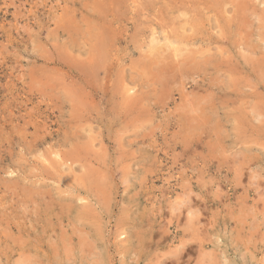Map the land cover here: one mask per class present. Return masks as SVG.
Listing matches in <instances>:
<instances>
[{
    "label": "rangeland",
    "instance_id": "374dc122",
    "mask_svg": "<svg viewBox=\"0 0 264 264\" xmlns=\"http://www.w3.org/2000/svg\"><path fill=\"white\" fill-rule=\"evenodd\" d=\"M145 1L0 0V264H264V0Z\"/></svg>",
    "mask_w": 264,
    "mask_h": 264
},
{
    "label": "bare ground",
    "instance_id": "6f19581e",
    "mask_svg": "<svg viewBox=\"0 0 264 264\" xmlns=\"http://www.w3.org/2000/svg\"><path fill=\"white\" fill-rule=\"evenodd\" d=\"M146 1H148V0H146ZM145 1V2H146ZM175 1H177V0H175ZM181 1V0H180ZM167 2L169 3L170 2V0L168 1L167 0ZM171 2L172 3H174V1H172L171 0ZM171 2H170V4H171ZM179 2V1H178ZM186 2H189L188 0L186 1ZM209 2V1H208ZM217 2V1H216ZM139 3V2H138ZM176 3V2H175ZM191 3V2H190ZM205 3H207V2H204V4ZM210 3V2H209ZM141 4V3H140ZM179 4V3H178ZM177 4V5H178ZM116 5V4H115ZM146 5V4H145ZM173 5H175V4H173ZM183 5V4H182ZM191 5V4H190ZM220 5V4H219ZM178 6H180V5H178ZM186 6V5H185ZM189 6V5H188ZM188 6H186L185 8H187ZM192 6V5H191ZM118 7V6H117ZM122 7V6H121ZM150 8V7H149ZM171 8H172V6H171ZM116 9V8H115ZM128 9V8H127ZM145 9V8H144ZM106 10V9H105ZM116 10H118V9H116ZM120 10H122V9H120ZM119 10V11H120ZM130 10V9H129ZM142 11V10H141ZM146 11V10H145ZM106 12V11H105ZM125 13V12H124ZM106 14V13H105ZM119 14V13H118ZM112 16V15H111ZM114 17V16H113ZM106 18H107V16H106ZM132 18V17H131ZM98 19V18H97ZM132 19H134V18H132ZM132 19H130L131 21H132ZM129 20V19H128ZM96 21V20H95ZM152 21V20H151ZM67 22V21H66ZM107 22V21H106ZM100 23V22H99ZM103 24V23H102ZM150 24V23H149ZM160 24V23H159ZM153 25H154V23H153ZM157 25H158V23H157ZM156 25V26H157ZM124 26V25H123ZM151 26V25H150ZM159 26V25H158ZM73 27V26H72ZM161 27H162V25H161ZM122 28V27H121ZM160 28V27H159ZM96 31V30H95ZM88 32V31H87ZM91 32V31H90ZM127 32V31H126ZM74 33V32H73ZM94 33V32H93ZM115 33V32H114ZM107 34V33H106ZM126 36H127V34H125ZM177 35V34H176ZM86 36V35H85ZM103 36V35H102ZM107 36V35H106ZM115 36V35H114ZM76 37V36H75ZM105 37V36H104ZM110 37V36H109ZM121 37V36H120ZM172 37V36H171ZM181 37V36H180ZM93 39V38H92ZM105 39V38H104ZM108 39V38H107ZM188 39V38H187ZM110 40V39H109ZM191 40V39H190ZM115 41V40H114ZM95 42V41H94ZM121 42V41H120ZM107 43V42H106ZM74 44V43H73ZM143 45V44H142ZM96 46V45H95ZM99 46V45H98ZM97 47V46H96ZM100 47V46H99ZM140 47V46H139ZM142 47V46H141ZM148 47V46H147ZM113 48V47H112ZM145 48V47H144ZM73 49V48H72ZM94 49V48H93ZM108 49V48H107ZM139 49V48H138ZM157 50H158V47H157ZM92 51V50H91ZM111 51V50H110ZM113 51V50H112ZM111 51V52H112ZM146 51V50H145ZM145 51H144V53H145ZM114 52V51H113ZM100 53V52H99ZM143 53V54H144ZM147 53V52H146ZM72 54V53H71ZM111 54V53H110ZM150 54V53H149ZM156 54V53H155ZM180 54V53H179ZM99 55V54H98ZM105 55V54H104ZM107 55V54H106ZM109 55V54H108ZM100 56V55H99ZM164 56V55H163ZM106 57V56H105ZM112 57V56H111ZM117 57V56H116ZM154 57V56H153ZM99 58V57H98ZM108 58V57H107ZM174 58V57H173ZM175 58H176V55H175ZM104 59V58H103ZM165 59H167V58H165ZM92 60H93V57H92ZM92 60L90 61L91 63H92ZM109 60V59H108ZM112 60V59H111ZM153 60V59H152ZM171 60H174V59H171ZM191 60H193V59H191ZM77 61V60H76ZM100 61H101V59H100ZM116 61V60H115ZM162 61V60H161ZM168 61H169V59H168ZM175 61V60H174ZM186 61V60H185ZM132 62V61H131ZM165 62V61H164ZM171 62V61H170ZM96 63V62H95ZM102 63V62H101ZM161 63V62H160ZM189 63V62H188ZM87 64H88V62H87ZM104 64V63H103ZM140 64H141V61H140ZM164 64V63H163ZM163 64H162V66H163ZM166 64H167V62H166ZM184 64V63H183ZM192 64V63H191ZM174 65V64H173ZM172 65V69H173V67H175V65L173 66ZM102 66V65H101ZM112 66V65H111ZM114 66H117V65H114ZM152 66H153V64H152ZM166 66V65H165ZM168 66V65H167ZM182 66V65H181ZM96 67V66H95ZM149 67H151V66H149ZM158 67H161V66H158ZM179 67V66H178ZM100 68V67H99ZM102 68V67H101ZM104 68H106V67H104ZM119 68V67H118ZM103 69V68H102ZM102 69H99V70H102ZM114 69V68H113ZM117 69V68H116ZM159 69V68H158ZM111 70V69H110ZM144 70V69H143ZM161 70H162V68H161ZM160 70V71H161ZM92 71V70H91ZM103 71V70H102ZM101 71V72H102ZM107 71H108V69H107ZM150 71V70H149ZM165 71V70H164ZM167 71H168V68H167ZM173 71V70H172ZM155 72H157V71H155ZM159 72V71H158ZM163 72V71H162ZM174 72V71H173ZM169 73V72H168ZM171 73V72H170ZM106 74V73H105ZM104 75V74H103ZM167 75V74H166ZM107 76V75H106ZM154 76V75H153ZM163 77V76H162ZM166 77V76H165ZM104 80V79H103ZM102 80V81H103ZM106 80V79H105ZM105 82V81H104ZM109 82V81H108ZM105 92V91H104ZM104 95V94H103ZM106 95V94H105ZM203 100V99H202ZM135 103V102H134ZM91 144V143H90ZM94 148V147H93ZM79 153V152H78ZM104 153V152H103ZM88 160V159H87ZM97 171V170H96ZM106 172V171H105ZM253 185V184H252ZM258 186V185H257ZM257 188V187H256ZM258 194V193H257ZM234 197V196H233Z\"/></svg>",
    "mask_w": 264,
    "mask_h": 264
}]
</instances>
